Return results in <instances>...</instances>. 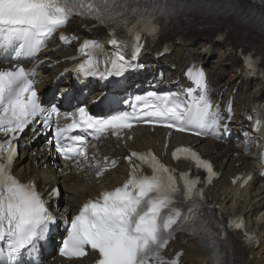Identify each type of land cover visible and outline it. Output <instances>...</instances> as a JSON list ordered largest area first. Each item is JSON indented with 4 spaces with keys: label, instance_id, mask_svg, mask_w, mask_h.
<instances>
[{
    "label": "bare ground",
    "instance_id": "6f19581e",
    "mask_svg": "<svg viewBox=\"0 0 264 264\" xmlns=\"http://www.w3.org/2000/svg\"><path fill=\"white\" fill-rule=\"evenodd\" d=\"M192 1V0H184ZM237 8L247 9L249 5L254 4L262 12H264V0H229ZM247 12V11H245ZM248 14V12H247ZM91 24L92 21L74 18L70 20L65 30L73 32L76 35L103 37L105 32L97 27L92 29V33H87L83 29V23ZM224 33L225 37L222 41L214 40L217 33ZM104 40V38H102ZM106 42V39H105ZM164 42H169L172 51L167 54L154 58L146 53L142 58V63L146 65L144 71L145 78L151 77L150 82H156L161 86H185V80L182 76L183 68L191 61L202 63L208 71L212 90H221L226 96L234 90L237 98L238 110L248 111L252 106L251 102L260 94L264 95V74H257L258 81L254 82L253 87L247 84L249 71L241 64V56L247 52L259 57V66L264 72V30L260 28L253 18L244 20L236 16L234 13L224 14L218 12L195 14L189 11L177 15L171 27L158 39L154 44V50L159 49ZM57 42L51 41L47 48V53L41 54L39 59H45L39 66L45 73L40 77V87L50 85L51 80L63 66L69 64V61L63 58L75 54V45L69 47H59ZM222 54L217 55L218 50ZM217 55V56H216ZM53 62H57L53 65ZM241 72L238 73V69ZM68 78V77H67ZM66 78V79H67ZM60 82L58 84L59 95L62 97L69 84ZM52 85V83H51ZM150 85V84H149ZM70 86H72L70 84ZM70 89V87H69ZM243 94L239 96V93ZM44 92V91H43ZM101 91L98 92V94ZM33 133L32 131H29ZM160 137V132L148 133L145 129H139L135 136V143L139 148L154 146V141ZM178 141H183L180 137H174L171 145ZM193 143L198 150L208 155L210 158L216 159L214 164L219 168H225L223 176L218 178L212 185L207 187L208 195L219 204L216 213L219 217L225 219L229 214L239 213L247 217V229L255 231L260 236L258 246L243 245L240 236L232 237L231 245L227 248V253L231 256L228 264H264V186H259L258 190H254V183L251 181L244 187L230 184L227 176L241 172L243 169L253 170L252 162L245 156L241 159L243 164L241 167H233L234 161L238 160L229 156L228 150L230 145L213 142L210 143L206 139L184 140ZM100 152L110 157L119 156V165L106 173V177L100 182L93 181L88 178H82L81 174L75 173L74 168L57 165L54 163L57 159H53L50 151L45 147L37 148L40 157L33 156L27 159L26 151L22 152L23 159L16 161L15 166H20L16 170V174L24 180L32 178L41 187L51 186L55 183H61V197L59 198L58 207L60 212L75 211L82 200L88 195L94 194L100 187H112L118 184L125 177V165L122 157L127 155L126 147L114 142L106 140L99 144ZM36 151V149H34ZM161 150V146L158 148ZM169 151V148H168ZM52 160V162H50ZM224 199H226L224 201ZM230 201L232 206L228 209L227 202ZM261 209V210H260ZM254 213H260L259 217L252 219ZM174 247L185 248L182 260L184 264H204L207 259V253L198 245L193 243L181 244V241L173 242ZM252 256V258H250ZM64 262H67L63 260ZM72 264H87L88 259L72 261Z\"/></svg>",
    "mask_w": 264,
    "mask_h": 264
},
{
    "label": "rangeland",
    "instance_id": "374dc122",
    "mask_svg": "<svg viewBox=\"0 0 264 264\" xmlns=\"http://www.w3.org/2000/svg\"><path fill=\"white\" fill-rule=\"evenodd\" d=\"M221 50H223V49H221ZM221 50L219 49V50L217 51V55H220V54H222V51H221ZM217 55H216V56H217ZM242 92H243V90H242L240 93H242ZM240 93H239V96H241V95L243 94V93H242V94L240 95ZM230 206H232V204H231V203L229 204V206H228V209H230ZM260 210H261V209H260ZM252 217H254V218H255L256 216H251V218H252Z\"/></svg>",
    "mask_w": 264,
    "mask_h": 264
}]
</instances>
